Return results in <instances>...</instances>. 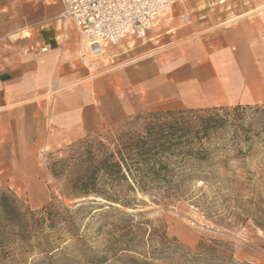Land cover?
Masks as SVG:
<instances>
[{"label":"crops","instance_id":"obj_1","mask_svg":"<svg viewBox=\"0 0 264 264\" xmlns=\"http://www.w3.org/2000/svg\"><path fill=\"white\" fill-rule=\"evenodd\" d=\"M17 6L0 0L4 119L35 112L51 90L54 132L75 140L137 115L264 105V0H173L144 39L106 48L110 70L92 64L75 26L59 19L60 0L28 5L36 23L3 13Z\"/></svg>","mask_w":264,"mask_h":264},{"label":"rangeland","instance_id":"obj_2","mask_svg":"<svg viewBox=\"0 0 264 264\" xmlns=\"http://www.w3.org/2000/svg\"><path fill=\"white\" fill-rule=\"evenodd\" d=\"M40 2L18 0L17 7L3 13H10L12 20L36 23L38 16L26 12L28 5L35 10ZM19 34L28 32H18L10 40ZM89 56L92 64L107 70L115 65L106 53ZM54 98L51 90L25 118L22 114L0 117V191L9 190L32 212L52 196L65 208L75 209L70 207L75 202L62 198L47 170L52 160L79 140L55 134ZM18 117L22 119L17 129ZM123 122L103 129L118 128ZM230 169L225 181L192 186L190 200L168 203L137 194L133 209L110 208L97 200L73 215L68 230L29 231L22 237L0 239V264H97L99 260L100 264H264V149L256 148L243 164L232 161ZM162 233L165 240L160 242ZM42 235L56 240L51 254L39 247Z\"/></svg>","mask_w":264,"mask_h":264},{"label":"trees","instance_id":"obj_3","mask_svg":"<svg viewBox=\"0 0 264 264\" xmlns=\"http://www.w3.org/2000/svg\"><path fill=\"white\" fill-rule=\"evenodd\" d=\"M259 147L264 149V105L137 115L118 128L77 140L48 164L62 198L75 202L70 206L74 210L52 196L32 212L9 190L0 191V224L5 222L0 239L68 230L73 215L97 200L125 209H133L137 194L168 203L190 200L192 186L225 181L232 172L230 163L243 164ZM40 241L45 253L56 247L47 235Z\"/></svg>","mask_w":264,"mask_h":264},{"label":"built area","instance_id":"obj_4","mask_svg":"<svg viewBox=\"0 0 264 264\" xmlns=\"http://www.w3.org/2000/svg\"><path fill=\"white\" fill-rule=\"evenodd\" d=\"M59 19L72 23L88 54L104 55L124 38L142 40L171 12L173 0H60ZM185 23V18H181Z\"/></svg>","mask_w":264,"mask_h":264}]
</instances>
